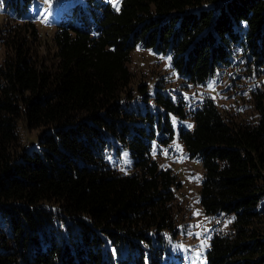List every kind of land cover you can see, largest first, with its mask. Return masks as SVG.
<instances>
[{"label": "trees", "instance_id": "trees-1", "mask_svg": "<svg viewBox=\"0 0 264 264\" xmlns=\"http://www.w3.org/2000/svg\"><path fill=\"white\" fill-rule=\"evenodd\" d=\"M33 1L0 0L13 15L1 37L0 264H161L182 183L151 144L171 143V118L187 113L159 92L158 114L130 105L138 46L194 85L229 71L256 79L249 115L207 99L180 138L203 170L204 213L225 219L207 264H264V0H86L59 24L52 55L23 19ZM21 126L44 130L36 148L22 146ZM122 151L130 175L108 161Z\"/></svg>", "mask_w": 264, "mask_h": 264}, {"label": "rangeland", "instance_id": "rangeland-1", "mask_svg": "<svg viewBox=\"0 0 264 264\" xmlns=\"http://www.w3.org/2000/svg\"><path fill=\"white\" fill-rule=\"evenodd\" d=\"M122 0H110V4L120 9ZM86 0H34L23 19L36 24L39 32L44 55H52L53 36L59 24L67 20L74 8H86ZM13 15L0 5V64L4 60L5 48L1 43L6 26L12 21ZM132 83L129 87L133 100L130 105L138 106L140 111H150L158 114L160 110L154 97L157 92L174 103L185 108L186 120L172 117L175 137L171 143L164 145V137L157 135L151 144V158L162 170H170L182 183V188L176 192L175 209L178 224L176 235L163 233L165 252L161 264H207L206 253L215 233L225 229V219L222 216H208L200 205V190L203 181V170L198 159H192L187 153L180 138L181 131H192L193 115L201 108L205 100H213L221 109L231 114L247 116L251 112V89L256 85L255 78L239 80L232 72L207 81L205 84L194 85L180 75L168 55H162L154 50L138 46L132 53L128 64ZM232 74V75H230ZM146 86L148 99L143 100L138 93V87ZM244 117V116H242ZM22 146L27 149L37 147L44 130L30 131L25 126L19 129ZM109 163L122 175L133 172V161L128 151H122L120 156H112Z\"/></svg>", "mask_w": 264, "mask_h": 264}]
</instances>
